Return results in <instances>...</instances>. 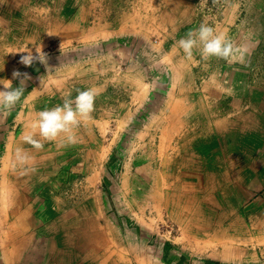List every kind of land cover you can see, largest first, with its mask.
I'll use <instances>...</instances> for the list:
<instances>
[{"label": "crops", "instance_id": "0c3cea01", "mask_svg": "<svg viewBox=\"0 0 264 264\" xmlns=\"http://www.w3.org/2000/svg\"><path fill=\"white\" fill-rule=\"evenodd\" d=\"M29 1L22 0L19 9ZM51 1L39 0L33 11H49ZM74 12L67 7L64 18L83 16L76 6ZM26 14H1L0 39L17 34L9 40L18 46L38 34L42 20L29 24ZM165 57L159 61L163 68L166 63L165 83L153 85L149 99L169 104L150 105L148 112L156 120L149 127L163 129L166 121L167 129L176 132L173 136H182L175 146L178 152L167 149L162 154L160 146L150 145L153 149L140 153L134 170L124 173L133 182L126 192L124 188L123 203L105 201V196H100L101 203L95 201L98 196L86 204L62 200L61 173L47 167L74 162L71 148L84 143L78 139L61 146L62 135L44 141L38 134L42 149L24 143L26 125L43 110L44 96L22 104L16 115L6 112V120L15 126L5 140L0 136L6 152L0 157V264H153L157 253L148 244L161 215L177 227L176 263L264 264V89L249 85L251 72L241 67L245 65L225 69L230 86L242 90L223 94L216 85L179 87L169 69L173 60ZM202 97L214 100L210 105ZM74 131L78 137L79 127ZM52 143L66 151H55ZM17 147L32 157L28 164L16 161Z\"/></svg>", "mask_w": 264, "mask_h": 264}, {"label": "rangeland", "instance_id": "374dc122", "mask_svg": "<svg viewBox=\"0 0 264 264\" xmlns=\"http://www.w3.org/2000/svg\"><path fill=\"white\" fill-rule=\"evenodd\" d=\"M21 1L3 0L0 15L17 17L18 12L26 14L30 8L31 13L26 14L29 24L37 23L36 18L42 23L38 34L36 31L29 35V42L25 41L27 44H11L10 37L14 34L5 36L8 41L0 39L4 44L0 46V79H10L13 87H17L23 75L19 79L14 78V71L31 77L26 81L24 95L9 111L10 115L13 111L16 115L18 107L36 100L39 94L44 96V110L61 105L68 94L74 99L78 91L89 88H95L98 93L91 118L79 126L78 139L84 145L71 148L76 155L74 162H60L56 166L54 163L47 167L52 172L61 173V195L65 202L85 203L98 196L95 201L101 203L103 199L100 196H105V201L123 203V194L133 182V177L124 173L134 170V161L140 153L158 146L162 154L167 149L169 154L170 149L178 152L175 146L182 136H173L176 132L167 129L166 121H163L166 123L163 129L149 127L156 120V116L148 112L150 105L153 103L165 108L169 104L164 99L157 102L149 99L153 85L165 83L166 63L163 68L159 62L162 56L173 60L169 69L179 87L189 85L203 90L216 85L223 94L231 89L242 90L230 86L225 69L245 65L241 67L251 72L249 85L264 89L263 0H183V3L181 0H60L59 3L55 0L50 2L52 8L46 5L49 11H33L39 0H30L19 9ZM75 6L78 15L83 16L65 19L68 16L66 8L69 7L73 15ZM203 22L218 32H224L237 45L246 46L245 63L230 64L216 57L203 60L198 48L193 49V57L188 60L178 41L188 31L198 29ZM70 29L72 32L69 34ZM37 46L47 54V65L39 60L31 66L22 64L21 56L27 52L19 51L28 49L36 55ZM192 79L198 84L197 81L195 85L191 84ZM202 98L210 105L214 100ZM6 112H0V136L4 140L11 133L8 131L13 130L11 126H15L10 123L11 119L6 120ZM14 131L17 134L19 128ZM54 144L55 151H66ZM150 145L154 147L150 148ZM43 150L45 154V148ZM5 153L0 144V157ZM2 168L0 170H4ZM156 218L159 220L157 229L148 244L157 253L152 263L181 264V261L176 263L177 258L173 256V247L177 245L173 242V234H177V227L166 216ZM141 264L148 263L142 260Z\"/></svg>", "mask_w": 264, "mask_h": 264}, {"label": "clouds", "instance_id": "9594fccd", "mask_svg": "<svg viewBox=\"0 0 264 264\" xmlns=\"http://www.w3.org/2000/svg\"><path fill=\"white\" fill-rule=\"evenodd\" d=\"M3 0H0L2 3ZM52 35V33H48ZM188 60L193 57V49L198 48L201 58L208 60L211 57L223 59L228 63L239 62L245 63V57L248 54L246 46L237 45L224 32H218L214 27L209 26L206 22L200 24L198 29L190 30L178 41ZM63 44H61L62 51ZM155 50V48H154ZM19 52H27L21 56L20 62L26 66H31L34 61L47 65V54L41 46L36 47V55L32 50L24 49ZM20 79V84L13 87L10 79H0V112L10 111L17 102L20 101L26 89V81L31 79L29 74L14 71L13 77ZM43 83V81L41 80ZM98 95L95 88L78 91L74 99L70 98V94L63 98L61 105L52 108H45L37 114V118L26 125L29 129L22 135L24 143L31 144L36 149H42L43 143L41 139H37V134L44 141H55L61 134L64 135V141L61 146L74 145L78 142V137L74 129L78 128L82 123H86L91 118L94 111L96 96ZM16 161L20 165H26L32 157L22 147H17Z\"/></svg>", "mask_w": 264, "mask_h": 264}]
</instances>
